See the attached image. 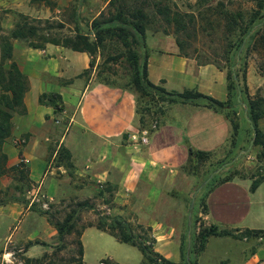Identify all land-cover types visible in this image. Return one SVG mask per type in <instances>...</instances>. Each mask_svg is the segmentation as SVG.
Segmentation results:
<instances>
[{
    "label": "crops",
    "instance_id": "obj_1",
    "mask_svg": "<svg viewBox=\"0 0 264 264\" xmlns=\"http://www.w3.org/2000/svg\"><path fill=\"white\" fill-rule=\"evenodd\" d=\"M80 1L57 0L51 10L43 1L0 0V7L13 9L5 13L9 22L0 31L14 28L17 12L53 19L60 7L69 2L80 6ZM11 41L12 58L26 76L28 88L23 96L25 111L12 117V132L3 144L7 159L0 174L1 254L10 256L8 247L13 244L21 245L24 258L50 254L60 240L46 211L62 220L75 208L73 223L80 233L66 234L63 240L74 235L80 242L82 264H161L149 263L138 245L99 228L100 217L107 222L123 218L135 235L150 240L153 253L168 261L182 262L184 244L190 256L198 229L191 228L189 175L184 166L191 161L190 149L218 156L225 149L231 153L232 124L226 112L203 103H163L165 112L150 130L148 142L134 144L130 134L141 129L133 93L95 80L94 69L85 73L90 68L86 52L50 42L31 47L21 39ZM145 46L147 79L152 84L170 92L195 90L221 102L228 100L225 69L198 63L183 52L174 35L146 30ZM261 85L264 95V73L248 72L249 93ZM46 93L60 95V111L40 102ZM51 122L61 129L52 151L49 145L57 135L48 129ZM257 125L264 133V116ZM252 138L248 148L216 169L214 174L227 168L237 173L212 187L205 198L207 213L198 215L205 224L215 223L236 234L259 232L242 238L210 236L197 256L198 264H264V180L251 190L264 167L258 173L253 170L264 156L252 159L256 146ZM61 147L71 151L73 176L65 177L63 167L54 162ZM174 190L186 192L176 196ZM77 203L87 205L76 208Z\"/></svg>",
    "mask_w": 264,
    "mask_h": 264
},
{
    "label": "rangeland",
    "instance_id": "obj_2",
    "mask_svg": "<svg viewBox=\"0 0 264 264\" xmlns=\"http://www.w3.org/2000/svg\"><path fill=\"white\" fill-rule=\"evenodd\" d=\"M106 0H82L80 6L76 2H69L60 7L59 13H53L56 16L53 19H41V23L32 21V24L44 29L40 32L41 35H71L74 34L76 27H79L81 32L89 30V23L96 10H99L104 5ZM159 4L154 5L152 0H135L136 4L143 7L148 15V26L146 30L154 33H167L174 35L180 42L182 50L185 54L194 57L198 63H213L217 67H223L226 70L236 69L239 74V82H236V88L232 90L231 104L229 108L224 109L229 119H233L237 128H232L231 140L239 139L237 144L233 145L232 141L229 143L231 153L225 149L220 152V156L211 154L209 158L200 165L199 168L186 167L184 170L188 173V202L192 210L200 212V203L202 201L203 190L199 188L202 186V179L208 176L206 180L213 177L217 167L222 165L235 157L240 149L248 148L251 145V130L246 122L247 107L246 102L248 97L254 99L262 97V85L256 88L254 94L249 93L248 86V72H252L255 76H260L264 73V41L260 38L263 33L261 30L258 35L249 38L257 26L244 37L239 49L231 48L229 54V47L236 45L243 37L239 35L238 26L233 29L226 27L227 22L225 18L226 13H230L233 17H238L239 14L243 16V20H238V24L243 25L244 21L249 18H261L264 15V8L259 7V0H154ZM45 5L49 6L51 10L55 8L57 0H48ZM35 3V2H34ZM84 6L86 8H83ZM107 6V5H106ZM83 8V10L81 9ZM159 8V9H158ZM10 8L0 7V30L2 25L8 23V15H5ZM105 7L104 10L106 11ZM79 11V12H78ZM107 12V11H106ZM19 13V12H17ZM16 13V14H17ZM169 16V17H167ZM51 18V16L49 17ZM236 19V18H235ZM17 15L15 22L18 21ZM48 20V23L44 22ZM29 22V23H30ZM62 24L63 27L56 29V25ZM48 24V25H47ZM53 25V28L49 27ZM15 26V25H14ZM8 32L0 31V36L6 35ZM93 39V37L91 36ZM235 47V46H234ZM131 48L135 51L141 60L143 54L137 44H132ZM241 57V58H240ZM229 58V59H228ZM93 68L95 80L104 81L125 88L133 93L134 97L139 100L138 103V119L143 118L148 128L151 125H157L162 115L165 112L163 104H160L156 97H151L144 91L136 89L132 83V78L135 75V68L133 61L128 55L127 48L120 42V40H107L105 49L97 51L93 54ZM14 61V60H13ZM15 62V61H14ZM9 62L6 63L8 68ZM234 64V65H233ZM17 65V64H16ZM232 65V66H231ZM252 75V74H251ZM241 88V91L239 90ZM263 108V106H262ZM51 134H56L54 140L50 142L51 151L55 148V143L58 135L61 132L58 124L51 122L48 125ZM235 135V136H234ZM254 138V136H253ZM252 138V140H253ZM131 140V138H130ZM134 144L137 142L131 140ZM244 142L241 146V143ZM233 145V146H232ZM62 154L54 158L56 165L63 167L64 175L73 176L74 164L72 162L71 151L63 147ZM61 149V148H60ZM253 152V160H261V147L255 146ZM69 154V155H68ZM255 155V157H254ZM256 155H258L256 157ZM260 155V157H259ZM63 158V159H62ZM62 160L61 164L59 160ZM260 162V161H259ZM262 164L264 162H261ZM257 164L254 166V172L258 173L264 167ZM237 172L236 170L226 169L220 175L224 176L227 173ZM67 179V178H66ZM3 192V191H2ZM186 191L174 190L173 195L179 196L185 194ZM5 195V191L3 192ZM2 194H0L1 197ZM105 211V208L103 209ZM202 218V215L199 214ZM74 235L65 238L57 244V249L39 261H31L21 255V245L13 244L8 247L10 256H3V241H0V264H76L72 261L77 259L78 244ZM1 243H3L1 245ZM2 246V247H1Z\"/></svg>",
    "mask_w": 264,
    "mask_h": 264
},
{
    "label": "trees",
    "instance_id": "obj_3",
    "mask_svg": "<svg viewBox=\"0 0 264 264\" xmlns=\"http://www.w3.org/2000/svg\"><path fill=\"white\" fill-rule=\"evenodd\" d=\"M41 1L48 2V0H31L32 3H37ZM152 1L154 2V5L159 4V2L156 3V1ZM259 7L264 8V0H259ZM106 8L107 12L101 11L98 16L92 19L90 23V28L86 32H81L79 30V27H76L74 34L71 35L59 36L50 35L49 33H47L46 35H41L39 33L41 31L43 32L44 29L38 27L35 24H32V21L33 23H41V19L30 18L25 14L17 13V18L19 20L16 21L14 28L8 34L0 36V174L4 173L6 170L5 164L7 157L3 151V144L12 132V117L16 113H24L25 111L23 104V96L28 88L26 76L22 74V72L19 70L18 66L12 58V39L24 40L31 47H42L44 43L50 42L53 44H62L75 51L86 52L90 56V68H88L85 73H88L93 68V54L101 50V48L104 50L105 43L107 40L118 39L127 48L128 55L133 61L135 75L132 78V83L136 89L144 91V93L148 94L151 97H156L159 103L164 101L161 104L191 102L195 104L203 103L219 110L229 108L232 97L231 92L233 89L236 88L235 83L239 82V74L236 69H225L226 77L228 80L227 85L230 94L226 102L218 101L208 95H205L195 90L186 89L182 92L166 91L163 87L154 85L147 79V52L145 46V34L148 26V15L143 9V7L137 5L135 0H109ZM225 18L227 22L226 27H230V29H233L234 27L236 28L238 26V29L240 28L239 35H242L243 37L239 42H237L236 45L232 44L229 47V54L231 53L232 47L236 48V50L239 49L242 40L250 32V30L253 29L254 26H257V28L253 30V32L249 35V38L258 35L261 30H263V33L260 35V38H264V15H262L261 18L258 19L254 17L249 18L248 20L244 21V24L241 26L240 24H238L239 19L241 21L244 19L241 14H239L238 17H233L232 14L226 13ZM30 20L32 21L30 22ZM44 22L48 23V20H45ZM56 26V29L63 27V25L60 23ZM49 27L53 28V25H50ZM91 36L93 37V39L91 38ZM132 44H137L138 47L141 49L143 54L141 60L139 59L138 54L131 48ZM179 45L181 47L180 42ZM7 61L9 62L7 64L8 68H6L5 66ZM219 68L224 69L223 67ZM107 84L114 85L110 83ZM239 90L241 91V88ZM39 100L42 103L52 106L55 112L60 111L63 107L61 97L59 94L56 93L42 94ZM138 103L139 100L136 99L137 113L139 110ZM246 107V120H248L251 126V133H254L252 144L260 146L261 154L262 156H264V133L259 130L257 125L258 120L264 116V95L257 99H254V97L249 96L248 101L246 102ZM229 120L232 124V128H237V125L235 124L234 120ZM139 123L140 129L148 127L149 125L146 124L144 119L141 117H139ZM232 143L233 145L236 144L235 139L232 141ZM63 150L64 148L61 147V149L58 151L57 155L59 157L62 154L61 151ZM189 153L191 161L184 166V169L189 166L191 167V169L196 166L197 168H199L200 165L204 163L211 155L210 153L193 152L192 149L189 150ZM59 162L61 164L63 163L61 159L59 160ZM235 173L237 172L231 174L229 171V173L224 176H221L220 173H217L214 174L213 177L208 180H206L208 176H205L202 179L203 187L201 186V190H203V195L202 201L200 203V212L202 214L207 213V205L205 203V198L208 192L212 189V187L218 182L229 180ZM261 180H264V170L263 173L260 174V176L252 182L251 190H254L258 182ZM86 205L87 204L85 203H77L76 208H82ZM75 213L76 209L74 208L66 214L65 218H63L62 220H58L54 219L53 213L51 214L49 211H46V214H48L50 221L58 230L60 241L63 240L66 234L75 232L78 235L80 233L79 229L75 227V223H73L75 219ZM198 213V210H192L191 228L192 230H194L195 228H197L198 230L195 233L194 242L192 244V247L190 248L189 259H187L186 245L184 244L182 246V262L180 263H173L153 253L151 250V244L147 243V241L150 242V240L144 239L142 235H135L132 231L130 224L127 223V221H125L121 217H114L110 222H107L102 217H100L98 227L102 228L103 230L109 231L121 241L129 242L133 245H138L143 251V253L146 255L149 263L159 262L161 264H198L197 256L204 250L206 241L210 236H229L234 238H242L248 235H256L259 232L244 231L240 234H236L234 233V231L221 227L220 225L215 223L205 224L202 221V218L199 217ZM76 242L78 244L77 259L73 258L72 261H76V264H82V248L80 242L78 240ZM36 243H38V241H36ZM29 244L33 243L29 242L28 245ZM46 256L47 254L43 255L40 258H28L27 261L29 259L31 261H39Z\"/></svg>",
    "mask_w": 264,
    "mask_h": 264
},
{
    "label": "built area",
    "instance_id": "obj_4",
    "mask_svg": "<svg viewBox=\"0 0 264 264\" xmlns=\"http://www.w3.org/2000/svg\"><path fill=\"white\" fill-rule=\"evenodd\" d=\"M156 126L153 124L151 127L142 128L137 132H132L130 134L131 140L139 143V144H146L148 142L150 130L154 129Z\"/></svg>",
    "mask_w": 264,
    "mask_h": 264
},
{
    "label": "water",
    "instance_id": "obj_5",
    "mask_svg": "<svg viewBox=\"0 0 264 264\" xmlns=\"http://www.w3.org/2000/svg\"><path fill=\"white\" fill-rule=\"evenodd\" d=\"M216 171H217V170H216ZM216 171H215V172H216ZM187 259H189V250L187 251Z\"/></svg>",
    "mask_w": 264,
    "mask_h": 264
}]
</instances>
